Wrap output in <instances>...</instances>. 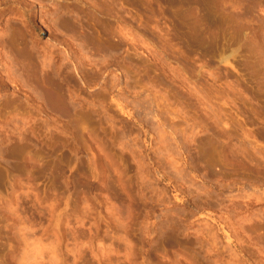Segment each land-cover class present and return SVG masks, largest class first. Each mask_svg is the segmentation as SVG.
I'll return each instance as SVG.
<instances>
[{
    "label": "rangeland",
    "instance_id": "obj_1",
    "mask_svg": "<svg viewBox=\"0 0 264 264\" xmlns=\"http://www.w3.org/2000/svg\"><path fill=\"white\" fill-rule=\"evenodd\" d=\"M0 264H264V0H0Z\"/></svg>",
    "mask_w": 264,
    "mask_h": 264
},
{
    "label": "bare ground",
    "instance_id": "obj_2",
    "mask_svg": "<svg viewBox=\"0 0 264 264\" xmlns=\"http://www.w3.org/2000/svg\"><path fill=\"white\" fill-rule=\"evenodd\" d=\"M66 13H67V11H66ZM64 24H65V25H68V22L65 20L64 23H63V25H64ZM68 28H69V27H68ZM72 55H73V54H72ZM70 56H71V55H69L68 57H70ZM44 61H47V60H44ZM48 61H49V59H48ZM51 61H52V57H51ZM50 63H51V62H50ZM43 66L46 67L47 69H48V68H52V69L54 70V72H58V71H57V68H53V66L50 65L49 62H48V63H43ZM44 69H45V68H44ZM58 69H59V68H58ZM48 71H49V69H48ZM58 73H59V72H58ZM43 75H44V74H43Z\"/></svg>",
    "mask_w": 264,
    "mask_h": 264
}]
</instances>
